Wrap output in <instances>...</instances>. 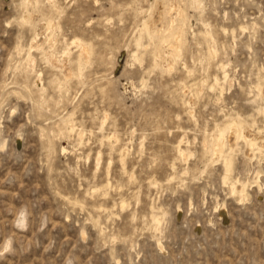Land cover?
<instances>
[{"label":"rangeland","instance_id":"1","mask_svg":"<svg viewBox=\"0 0 264 264\" xmlns=\"http://www.w3.org/2000/svg\"><path fill=\"white\" fill-rule=\"evenodd\" d=\"M30 2L0 0V264H264V141L206 151L264 134V0ZM180 8L175 58L140 26Z\"/></svg>","mask_w":264,"mask_h":264},{"label":"bare ground","instance_id":"2","mask_svg":"<svg viewBox=\"0 0 264 264\" xmlns=\"http://www.w3.org/2000/svg\"><path fill=\"white\" fill-rule=\"evenodd\" d=\"M25 3L27 2H30V0H24ZM32 2V1H31ZM30 2V3H31ZM35 2V1H34ZM33 3V2H32ZM31 3V4H32ZM153 3V2H152ZM155 3V1H154ZM153 3V6L155 5ZM30 4V5H31ZM51 4V3H50ZM24 5V4H23ZM202 5V3H201ZM26 6V5H25ZM34 6H37L34 5ZM53 6V5H52ZM152 6V7H153ZM166 6V5H164ZM171 6V5H169ZM33 7V6H32ZM170 8V7H169ZM171 9V8H170ZM42 9H40L41 11ZM149 10V9H148ZM169 10V9H168ZM150 11V10H149ZM159 11V10H158ZM157 11V12H158ZM43 12V11H42ZM148 12V11H147ZM159 13V12H158ZM153 14V13H152ZM166 14H168V12H166ZM48 15V14H47ZM161 15V14H160ZM44 16V15H43ZM49 16V15H48ZM46 16V23H47V26L46 28L49 29V23L51 22L52 18L51 17H48ZM149 17V16H148ZM146 17L145 19L146 20H143L142 22V26L141 29L149 34L150 36H158L159 39L164 43L166 42L167 45L171 48V53L172 55H174V57L176 58L177 56V52H180L178 51L179 50V47H180V43H181V40H182V28H183V25L185 24V21H186V15H185V12L182 8H180L179 10V14H178V18L176 19V21H170L169 22V25L166 26V27H162L160 28V30L158 28H156L157 30H159L158 32L156 31L155 27H154V22L155 20L153 19V17ZM32 18H33V14L31 11L25 9L24 10V14L23 16H21L20 18V22H25V23H29L31 24V21H32ZM45 18V17H44ZM148 18V19H147ZM159 20V19H158ZM170 20V19H169ZM187 24V23H186ZM158 26V25H157ZM186 27V25H185ZM239 29H243L246 27V24H240L239 25ZM140 29V30H141ZM208 30V29H207ZM206 30V31H207ZM186 32V31H184ZM200 32H202L200 30ZM143 33V32H142ZM199 33V32H198ZM201 34V33H200ZM145 35V34H144ZM35 34L31 37V41H30V44H29V47L32 46V42L34 41L35 39ZM148 36V37H150ZM154 38V37H153ZM149 39V38H148ZM185 39V38H184ZM71 42H74L77 46L81 47V48H85V52L86 50L90 53L91 52V49H90V43L88 41H85L84 39L80 38V37H74L71 39ZM155 42V41H154ZM153 43V42H152ZM184 43V42H183ZM161 44V43H160ZM163 44V43H162ZM185 44V43H184ZM154 45V43H153ZM19 47V44L17 45ZM159 46V45H158ZM164 46V45H163ZM167 46V47H168ZM67 47V46H66ZM20 48V47H19ZM68 48V47H67ZM164 48V47H163ZM21 49V48H20ZM162 49V48H161ZM66 50V49H65ZM68 50V49H67ZM157 50V49H155ZM82 51V50H81ZM84 51V49H83ZM159 51V50H158ZM209 52H212V50L209 48ZM68 53V52H67ZM80 53V52H79ZM157 53V52H156ZM165 53V52H164ZM163 53V54H164ZM215 53V52H214ZM84 54V53H83ZM86 54V53H85ZM170 54V53H169ZM154 55H158V54H154ZM165 55V54H164ZM168 55V54H167ZM202 55V53H201ZM29 56V55H28ZM80 54L78 55V58H79ZM89 56V55H87ZM159 56V55H158ZM206 56V55H205ZM210 57V56H209ZM53 58V57H52ZM51 58V59H52ZM156 58V57H155ZM158 59V58H157ZM178 59V57H177ZM202 59V58H201ZM200 59V60H201ZM79 60V59H78ZM87 61V60H86ZM178 61V60H177ZM176 61V62H177ZM173 62V61H172ZM202 63V62H201ZM171 64V63H170ZM176 64V63H175ZM219 64V63H218ZM158 66V65H157ZM220 66H224V63L223 62H220ZM218 67V65H217ZM221 68V67H220ZM264 69V66L261 67ZM190 70V69H189ZM72 73V72H71ZM74 73V72H73ZM79 73V72H78ZM77 73V74H78ZM79 76V75H78ZM203 76V75H202ZM213 79H214V83H216L218 81V77L217 75H214L212 76ZM201 80V79H200ZM213 83V82H212ZM258 91L259 88H258ZM39 101V100H38ZM263 111V110H262ZM229 113V112H226V114ZM224 115V114H223ZM70 116V115H69ZM68 116V117H69ZM66 117V116H65ZM69 119V118H68ZM72 119V118H71ZM223 119V118H221ZM65 120V119H64ZM73 121V120H72ZM216 121V120H215ZM65 122V121H64ZM218 122V121H217ZM221 122V121H220ZM71 123V122H70ZM75 123V122H74ZM215 124V123H213ZM218 124V123H217ZM218 128H216L218 131L215 132V133H212L211 136L209 138H206V151L209 152V154L211 155V157H209V160H213L214 159V155L217 154L220 156V158L222 157V160H223V165L225 167L226 170L230 169L231 166H232V159H231V154H230V149L232 148L231 145L228 143L227 141V138H226V135L229 134V133H232L234 135V138L236 139V143L238 142L237 140L238 139H241L246 147H251V148H258L259 150V142L260 141H264V134H260V131L258 130L256 132V134L254 135H248L246 130H245V120L241 117V115L239 114H236L234 113V115L230 114V115H227L225 116V119L222 121V123H219V125H217ZM247 124V123H246ZM251 124V123H250ZM255 125V124H253ZM58 126V125H57ZM73 126V124H72ZM75 126V125H74ZM77 126V125H76ZM247 126H251V125H247ZM71 127V126H70ZM214 127V126H213ZM258 127V126H257ZM60 128V126H59ZM64 128V127H63ZM62 128V129H63ZM66 128V127H65ZM260 128V127H259ZM74 129V128H72ZM84 129V128H83ZM213 129V128H212ZM82 130V129H81ZM211 130V129H210ZM59 131V130H57ZM73 131V130H72ZM210 132V131H209ZM208 132V133H209ZM228 137V136H227ZM233 137V136H232ZM232 138V139H234ZM235 141V140H234ZM181 142H182V138L180 137V139H178L174 144H173V148L178 152V154H180L182 152V148H181ZM240 143V142H239ZM242 143V142H241ZM232 144V143H231ZM235 144V143H234ZM204 145V144H203ZM252 150V149H250ZM257 150V151H258ZM252 152V151H251ZM255 152V151H254ZM205 153V152H204ZM253 153V152H252ZM206 154V153H205ZM123 161V159H122ZM121 161V163H122ZM208 161V160H207ZM173 164V163H172ZM124 169V168H123ZM124 172V170H123ZM129 174V173H128ZM127 174V175H128ZM129 179H131V176L129 177ZM238 178H236L232 183V189L235 188V183L238 182ZM150 181V180H149ZM153 180H151L152 182ZM155 182V181H154ZM108 184V183H107ZM105 194V193H104ZM103 194V195H104ZM67 198V197H66ZM122 200L121 199V203H122ZM68 201V200H67ZM100 206V205H99ZM100 207H98V209H100ZM152 211V210H151ZM152 215L150 214L151 216V220L153 222V225L156 226L160 223V217L156 216L155 213L157 212H153L152 211ZM92 218V216H91ZM96 219V218H95ZM150 225V224H149ZM160 225V224H159ZM99 227V226H98ZM153 228V227H152ZM101 229V228H100ZM157 229V228H156ZM103 230V229H102ZM100 232V231H99ZM102 233V232H101Z\"/></svg>","mask_w":264,"mask_h":264}]
</instances>
